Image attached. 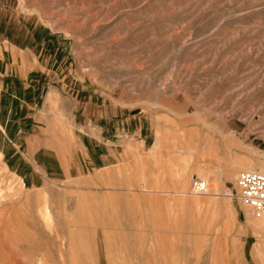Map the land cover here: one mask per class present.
Returning <instances> with one entry per match:
<instances>
[{"label": "rangeland", "instance_id": "374dc122", "mask_svg": "<svg viewBox=\"0 0 264 264\" xmlns=\"http://www.w3.org/2000/svg\"><path fill=\"white\" fill-rule=\"evenodd\" d=\"M248 165L264 0H0V264H264Z\"/></svg>", "mask_w": 264, "mask_h": 264}, {"label": "built area", "instance_id": "2783aa9c", "mask_svg": "<svg viewBox=\"0 0 264 264\" xmlns=\"http://www.w3.org/2000/svg\"><path fill=\"white\" fill-rule=\"evenodd\" d=\"M239 196L246 203L255 208L258 213H264V171L257 168H245L237 175ZM192 189L197 193H209L216 186L203 177H194Z\"/></svg>", "mask_w": 264, "mask_h": 264}, {"label": "bare ground", "instance_id": "6f19581e", "mask_svg": "<svg viewBox=\"0 0 264 264\" xmlns=\"http://www.w3.org/2000/svg\"><path fill=\"white\" fill-rule=\"evenodd\" d=\"M249 167L254 168L252 165H248L246 168H249ZM263 171H264V170H263ZM211 185H212V183H211ZM212 192H213V191H212ZM209 193H211V192H209ZM226 195H227L228 197H230V196H232V192H231L230 190H228L227 193H226ZM260 214H261V213H260ZM256 218H258V219H254V220L259 221V223H263V224H264V218H261V217H256Z\"/></svg>", "mask_w": 264, "mask_h": 264}, {"label": "crops", "instance_id": "0c3cea01", "mask_svg": "<svg viewBox=\"0 0 264 264\" xmlns=\"http://www.w3.org/2000/svg\"><path fill=\"white\" fill-rule=\"evenodd\" d=\"M261 217V216H260ZM262 218V217H261Z\"/></svg>", "mask_w": 264, "mask_h": 264}]
</instances>
